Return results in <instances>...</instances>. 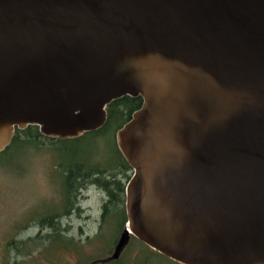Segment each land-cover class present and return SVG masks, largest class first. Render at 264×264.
Segmentation results:
<instances>
[{"label":"water","instance_id":"water-1","mask_svg":"<svg viewBox=\"0 0 264 264\" xmlns=\"http://www.w3.org/2000/svg\"><path fill=\"white\" fill-rule=\"evenodd\" d=\"M131 236L181 264H264V0H0V152L73 138L122 96Z\"/></svg>","mask_w":264,"mask_h":264},{"label":"rangeland","instance_id":"rangeland-1","mask_svg":"<svg viewBox=\"0 0 264 264\" xmlns=\"http://www.w3.org/2000/svg\"><path fill=\"white\" fill-rule=\"evenodd\" d=\"M114 142L111 130L83 142L78 149L90 155L101 147L104 156L115 161L118 154ZM18 157L0 161V264H109L107 259L123 226L118 230L116 221L110 226L103 221L106 192L98 185H87L78 191L74 206L64 214L59 212L61 178L50 152L31 148ZM123 206L124 203L119 207ZM112 213L116 215L118 208ZM50 214L57 221L63 246L52 241V229L47 223ZM140 242L131 236L114 260L119 264H162L160 256L143 253ZM139 254L143 256L140 263Z\"/></svg>","mask_w":264,"mask_h":264},{"label":"trees","instance_id":"trees-1","mask_svg":"<svg viewBox=\"0 0 264 264\" xmlns=\"http://www.w3.org/2000/svg\"><path fill=\"white\" fill-rule=\"evenodd\" d=\"M142 103L140 96H122L110 102L106 106V121L98 129L83 133L81 136L73 138H53L40 133L38 126L29 125L24 129H16L11 143L0 152V161L10 156H21L28 149H45L50 152L55 161V170L61 178V207L60 211L68 214L74 206L75 197L80 189L85 188L89 184L98 185L106 194L107 199L102 207V219L110 226L114 221L118 223V230L124 227L126 222L125 207H119L125 200V185L130 177L128 171L131 167L120 153L115 139L116 131L129 120L134 110L138 109ZM113 131L115 149L118 159H107L101 147L93 150L90 155H83L79 151L78 146L83 142H87L92 137H102L108 131ZM122 177H121V175ZM124 180H126L124 182ZM118 208V213L113 215V209ZM47 215V214H46ZM47 223L52 229V241L56 245H62L60 234H57V221L52 219V215H48ZM141 243V242H140ZM142 252L147 255L160 256L163 258L162 264H181L170 258L158 253L157 251L147 247L141 243ZM66 246V242L64 244ZM144 255V254H143ZM141 256L138 263L143 262ZM146 257V255H145ZM111 261L109 264H119L118 260Z\"/></svg>","mask_w":264,"mask_h":264}]
</instances>
